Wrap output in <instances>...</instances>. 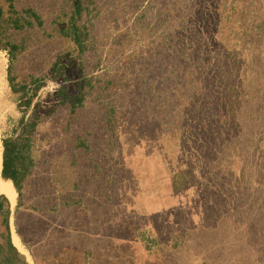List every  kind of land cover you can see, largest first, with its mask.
<instances>
[{"label":"rangeland","instance_id":"374dc122","mask_svg":"<svg viewBox=\"0 0 264 264\" xmlns=\"http://www.w3.org/2000/svg\"><path fill=\"white\" fill-rule=\"evenodd\" d=\"M88 1L76 57L58 32L73 0H17L44 27L12 36L25 50L11 75L49 77L27 113L41 122L13 215L10 201L13 244L29 264H264V37L250 33L264 0ZM57 58L65 80L51 76ZM229 58L239 91L222 84ZM8 66L0 51L1 151L21 116ZM84 79L71 116L57 90ZM232 92L244 98L223 126L215 113Z\"/></svg>","mask_w":264,"mask_h":264},{"label":"trees","instance_id":"16d2710c","mask_svg":"<svg viewBox=\"0 0 264 264\" xmlns=\"http://www.w3.org/2000/svg\"><path fill=\"white\" fill-rule=\"evenodd\" d=\"M259 2V0H258ZM91 4L88 0H73L70 5V10L67 11V21L64 26L59 27L58 32L62 37L70 39L74 45L76 51V57L83 55L89 47V29L87 26L88 14L91 11ZM44 20L41 16L32 8L21 7L18 5L17 0H0V51H5L8 55V82L11 89V93L15 96L14 101L21 116L16 120V124L9 132H6L1 139L2 151H1V179L4 181H10L17 194V204L12 215L18 210L21 205V198L23 194V188L25 181L33 174L35 161L32 155V147L34 136L37 126L41 122V117L36 115L34 108L32 113L27 116V113L33 104V100L37 97L39 90L42 88L44 80L49 77H38L34 75H28L16 80L11 75L13 64L18 56L25 50V46L22 42H15L12 36L15 33L27 31V30H43ZM254 30V31H253ZM257 33L264 37V18L260 23L251 29L250 33ZM236 38V36H234ZM235 57V56H233ZM232 63L226 60V65L230 66L231 75H235L231 81L224 80L222 84H227L229 92L232 90H240L241 81L244 82L245 74L240 73L238 60ZM241 66V65H240ZM67 65L62 63L61 59L57 58L51 67L52 73L55 74L53 78H60L65 80L62 75L65 72ZM244 77V78H243ZM89 84L88 80H78L76 85L72 87L63 86L57 90V96L61 103L66 104L69 108V114L74 116L77 110L82 106L83 100V88ZM264 84V83H263ZM71 90V91H70ZM235 90V91H236ZM261 94H263L264 85L259 88ZM229 93L227 102L223 103L222 108L217 110L215 115H220L219 121H224L223 126L229 125L231 119L229 117L232 114V109L240 107L241 100L244 98L241 94ZM238 95V96H237ZM250 99V103L255 100V95ZM243 97V98H242ZM205 105V103H204ZM208 111H214L207 107ZM205 110L206 112H208ZM212 115V114H211ZM214 115V116H215ZM234 116V115H233ZM87 133L80 134L75 137V148L87 150L89 144H87ZM223 150V147H222ZM0 214L1 224L4 228V235L0 242V264H29L24 254L18 251L13 244L9 229V219L11 217V207L8 198L0 194ZM143 238V237H142ZM144 239V238H143ZM142 239V241H143ZM148 241H152L151 239Z\"/></svg>","mask_w":264,"mask_h":264},{"label":"bare ground","instance_id":"6f19581e","mask_svg":"<svg viewBox=\"0 0 264 264\" xmlns=\"http://www.w3.org/2000/svg\"><path fill=\"white\" fill-rule=\"evenodd\" d=\"M0 174H1V147H0ZM0 194L5 195L11 202H14L16 191L10 181H4L0 176Z\"/></svg>","mask_w":264,"mask_h":264},{"label":"crops","instance_id":"0c3cea01","mask_svg":"<svg viewBox=\"0 0 264 264\" xmlns=\"http://www.w3.org/2000/svg\"><path fill=\"white\" fill-rule=\"evenodd\" d=\"M9 200V199H8ZM10 201V200H9Z\"/></svg>","mask_w":264,"mask_h":264}]
</instances>
